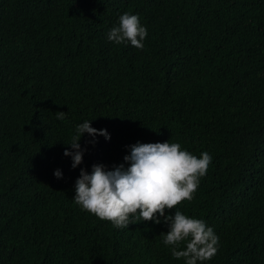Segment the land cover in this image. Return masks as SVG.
<instances>
[{
    "label": "trees",
    "instance_id": "trees-1",
    "mask_svg": "<svg viewBox=\"0 0 264 264\" xmlns=\"http://www.w3.org/2000/svg\"><path fill=\"white\" fill-rule=\"evenodd\" d=\"M107 5L95 34L112 15L134 14L143 49L85 38L51 71L49 39L99 22L66 0H0V264H186L163 243L162 218L118 228L74 200L81 168L128 167L129 146L166 141L212 157L193 199L165 211L219 237L198 264H264V0ZM86 120L110 139L84 133L73 168L64 151Z\"/></svg>",
    "mask_w": 264,
    "mask_h": 264
},
{
    "label": "clouds",
    "instance_id": "clouds-1",
    "mask_svg": "<svg viewBox=\"0 0 264 264\" xmlns=\"http://www.w3.org/2000/svg\"><path fill=\"white\" fill-rule=\"evenodd\" d=\"M6 1V0H2ZM68 10H89L88 13L99 22L92 30L87 27L75 26L71 38H50L45 56L50 62V70L63 69L68 62L66 47H73L85 38L99 37L96 45H108L109 42L121 44L130 42L131 46L143 49V41L147 37V29L140 24L139 17L127 12L114 14L102 25L103 35L95 34L101 20L108 11L107 0H66ZM53 2L48 6L52 7ZM112 14V13H111ZM56 43L58 48L54 47ZM67 42V43H66ZM57 118L64 119L62 111ZM3 122L0 120V130ZM84 133L93 138L97 134L110 139L105 129L93 128L89 120L79 124L76 135L70 143L71 151L65 149L64 155L72 157V167L76 168L83 161V152L79 143ZM95 143V139L90 141ZM130 147V154L124 157L130 162L114 166L111 170L103 164L92 165L91 173L81 168L80 176L75 182V202L83 210L97 216L100 220L111 222L118 228H127L130 223L154 221L161 223V218L169 225L164 236L165 245L174 246V258H184L186 264H198L210 260L217 252L219 237L202 219L190 218L181 211L174 215H165V211L175 209L184 201H191L197 190L200 178L207 174L212 157L208 152L200 157L187 150H181L179 143L137 142ZM71 167V166H70ZM72 169V168H71ZM57 178H62L59 169L54 172ZM131 217V219H130ZM186 243L183 250L181 243Z\"/></svg>",
    "mask_w": 264,
    "mask_h": 264
}]
</instances>
